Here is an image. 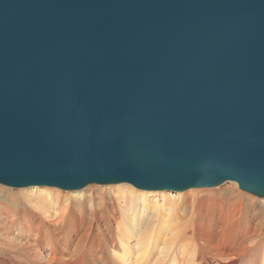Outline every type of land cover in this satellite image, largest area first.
Wrapping results in <instances>:
<instances>
[{
  "label": "water",
  "instance_id": "obj_1",
  "mask_svg": "<svg viewBox=\"0 0 264 264\" xmlns=\"http://www.w3.org/2000/svg\"><path fill=\"white\" fill-rule=\"evenodd\" d=\"M264 197V0H0V183Z\"/></svg>",
  "mask_w": 264,
  "mask_h": 264
},
{
  "label": "bare ground",
  "instance_id": "obj_2",
  "mask_svg": "<svg viewBox=\"0 0 264 264\" xmlns=\"http://www.w3.org/2000/svg\"><path fill=\"white\" fill-rule=\"evenodd\" d=\"M128 184L0 185V264H125L124 246L137 247L138 264H166L175 248L178 264H264V198L236 181L181 191Z\"/></svg>",
  "mask_w": 264,
  "mask_h": 264
},
{
  "label": "rangeland",
  "instance_id": "obj_3",
  "mask_svg": "<svg viewBox=\"0 0 264 264\" xmlns=\"http://www.w3.org/2000/svg\"><path fill=\"white\" fill-rule=\"evenodd\" d=\"M124 184H128L127 182H123ZM123 183H116V184H105L106 186H110V185H118V184H123ZM96 184V183H95ZM0 185H3V186H5V187H7V188H13V189H27V188H29V187H13V186H8V185H5V184H3V183H0ZM96 185H98V184H96ZM99 185H101V184H99ZM105 185H103L102 184V186H105ZM129 185V184H128ZM131 185V184H130ZM219 185H221V184H219ZM219 185H216V186H219ZM216 186H211V187H216ZM239 186V185H238ZM36 187H38V186H36ZM46 187V186H45ZM49 187H51V186H49ZM54 188H58V187H54ZM205 188H208V187H201L200 189H205ZM210 188V187H209ZM60 189H62V188H60ZM62 190H65V189H62ZM242 190V189H241ZM68 191H71V190H68ZM243 191H245V190H243ZM245 192H247V191H245ZM247 193H249V192H247ZM249 194H251V193H249ZM252 195H254V194H252ZM254 196H256V197H258V198H264V197H259V196H257V195H254ZM136 247V246H135ZM134 246H133V249L135 250V251H132V250H130L129 251V253H128V247L126 246H124L123 247V249L124 248H126V251H125V253H124V256H125V258H124V260H123V262L126 264H129V263H131V264H138L139 262H140V260H141V258H140V256L142 255V254H140L139 255V253H138V251H137V247L135 248ZM154 249L155 248H153V249H151V250H149L148 251V253L144 256V258H150L151 257V255H154L155 254V256H157V251H154ZM179 250V249H178ZM177 250V248H175L174 249V251H172V254L166 259V261H165V263L166 264H176L177 263V261L175 260L177 257H178V255H177V252H179ZM151 251H152V253H151ZM151 253V254H150ZM128 254V255H127ZM121 256H123V255H121ZM129 257V258H128ZM164 260H165V258H164ZM163 260V261H164ZM134 262V263H133ZM178 264V263H177Z\"/></svg>",
  "mask_w": 264,
  "mask_h": 264
}]
</instances>
